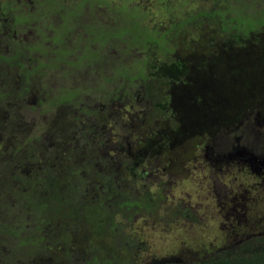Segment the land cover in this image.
Instances as JSON below:
<instances>
[{
  "label": "trees",
  "instance_id": "1",
  "mask_svg": "<svg viewBox=\"0 0 264 264\" xmlns=\"http://www.w3.org/2000/svg\"><path fill=\"white\" fill-rule=\"evenodd\" d=\"M131 1L118 0V3H112L110 0H65L67 3L58 8L65 11L62 13L66 18L64 22L70 23L67 28L76 32L77 37L75 40L65 39L58 48L68 50L63 58L66 62L73 63L76 70L68 77L78 75L79 81L71 83V79L65 76V82L54 86L44 77V81L38 85L36 83L34 87H20L19 90L4 81L0 84V111L6 109L8 101L11 102L9 111L12 115L10 119H0V127H5V123L8 126L2 127L1 131L14 126L12 132L17 134L16 128L22 127L17 126L18 120L23 119L18 125H23L28 120L27 110L30 104L28 98L22 96L35 87L41 86L52 92L53 98L47 100L49 106L46 107L49 114L52 102L57 101L64 106L85 101L83 96L77 95L83 88L95 90L91 98L101 97L107 84L117 78V75L140 85L139 88L146 97H153L151 105L147 104V110L152 113L147 117L148 124H152V117H162L165 120L168 108L165 103L159 102L165 99L161 96L157 99L160 92L145 79L158 81L161 78L160 73L153 70V65L160 67L166 57L178 54L180 41L186 39L180 37L187 22L194 27L195 34L203 36L209 32L213 35L210 37L224 61L230 56L235 57L232 55L236 54L238 44L244 36L264 27V0H194L209 5L191 8L189 15L182 20L184 22H176L174 19L167 26H163L160 21L148 26L145 18L147 11ZM179 2L164 0L161 3V0H157L156 8H161L168 14H177ZM53 10L58 9L54 6ZM92 14H98L99 18H94ZM101 18L107 19L104 21ZM188 40L191 41V37ZM47 47L50 53L51 46L47 44ZM78 47H82L83 51L74 53ZM71 51L73 52L69 53ZM114 52H121L124 59L119 57L120 61L117 60ZM49 53L43 59H47L51 68L58 67L62 57ZM129 56L133 60L130 67L126 65L125 59ZM70 57L74 58L72 62L68 60ZM41 63L42 59L38 61V64ZM145 63L148 64V70ZM102 64H107L106 68L101 67ZM105 69L110 70L111 74L105 73ZM4 73L0 71V79ZM223 77L227 78L225 75ZM27 137L39 139L40 135L34 133ZM14 142L12 145L15 147L9 154H4L0 148V244L5 246L3 253L0 252V264H13L12 258L23 259L25 255H38L36 264H118L119 259H122L120 264H132L131 252L141 246L136 245V240L131 242L133 238L116 220V208L129 212L132 216L139 214L141 207H144L143 210H151L150 201L155 199L157 211L162 208L160 203L163 195L160 192L153 194L146 189L133 190L134 184L140 179L139 175L123 172V168H118L113 175L112 171L93 165L92 159L85 161L77 170L68 167L65 173L69 176L60 183H50L44 176V180L37 184L31 183L28 188L26 184L33 177L32 172L26 169L29 166L25 164L29 156L23 151L21 144ZM158 146L157 140V148ZM27 147L31 149L30 145ZM41 168L47 173L45 166ZM124 168L139 174L144 170V167ZM12 182L14 190L11 191L9 184ZM103 182L109 192L101 187ZM58 189L63 190V194H59ZM157 199L162 200L159 202ZM174 210L177 212L175 215L188 218L190 207L182 210L178 207ZM124 218L129 224L130 216ZM115 227L123 232L117 235L113 231ZM32 229L38 237L33 240L27 236V232ZM4 240L7 243L1 242ZM58 245H63L64 250L58 253L59 256H55L53 251H57ZM74 246H77V256H73L70 251ZM120 246L126 253L118 251ZM229 247L231 245L219 248L205 259L192 264H264V234L250 236L238 243L236 247L239 249L236 251L228 249ZM85 248H94L103 253L104 257L98 259L96 252L89 253ZM165 263L184 264L180 261Z\"/></svg>",
  "mask_w": 264,
  "mask_h": 264
},
{
  "label": "rangeland",
  "instance_id": "2",
  "mask_svg": "<svg viewBox=\"0 0 264 264\" xmlns=\"http://www.w3.org/2000/svg\"><path fill=\"white\" fill-rule=\"evenodd\" d=\"M32 1L33 7L29 8L36 14L35 12L40 9L39 2L43 3L44 0ZM114 1L118 3V0H110L112 3ZM156 1L132 0L131 3L148 7L145 17L148 26L154 25L155 22L159 23L158 21L167 26L169 22L166 18L159 17L164 14V10H157ZM179 1L177 15L174 13L166 16L168 19L175 16L176 22H184L182 20L189 15L191 8L209 5L194 0ZM15 2L17 1L12 0L10 5L15 6ZM163 2L164 0H161V3ZM182 29L184 32L180 39H186L180 41L178 45L180 68L176 75L185 81L168 90L165 105L169 118L162 119L152 130L143 118V123L147 126L142 124L139 129V125H136L132 128L130 137L133 144L137 141L136 150H139L137 154L142 155L144 152L149 154L148 164L156 168L146 171L147 168L144 167V180H137L133 186L134 190L146 189L153 194L160 192L163 195L161 197L163 200L157 199L159 202L162 200L160 203L162 208L157 211L155 199L150 201L151 210H143L144 207H141L139 214L132 216L129 212L116 208V220L130 238H133L131 242L136 240V245L141 246L140 249L131 252L132 264H149L152 257L169 254L180 255L184 264H192L227 245H231L228 249L236 251L239 249L236 245L242 240V236L264 228V167L261 175L252 171L247 164L234 161L229 163L228 167L223 166L220 174H213L207 160L202 157L204 150L201 148L210 142L218 131H223L226 127L233 128L244 116H248L252 122L255 112L258 111L264 118V27L244 36L238 44L236 54L232 55L235 57L230 56L226 61L219 55L210 37L213 35L209 32L203 36L195 34L194 27L188 22ZM45 34L49 37L50 43L57 39V34L53 31H46ZM189 37L191 41L188 40ZM77 52H82L79 47L74 53ZM114 53L117 60L119 57L124 59L121 52ZM236 58L239 60L234 61ZM68 60L72 62L74 58L70 57ZM65 65L67 77L70 73L76 72L73 63ZM106 65L102 64L101 67L106 68ZM52 71L48 73V77L60 81L62 76L59 71L55 69ZM105 73L111 74V71L105 69ZM224 75L228 79L223 77ZM220 76L222 79L219 80ZM68 79H71V83L79 81L78 75ZM81 92L86 93L88 90L83 88ZM134 110H138L137 107L132 108V111ZM137 115H140V112L127 113L123 121L118 122L117 128H111L114 134L111 142L120 134L127 132L128 119L131 125L140 120ZM261 130L264 133V126ZM161 136L164 138L163 141L168 140L169 143L158 140ZM156 140L161 143L159 149L155 148ZM215 142L219 144L221 141L217 137ZM170 143H173V146H170ZM250 147L257 150L255 145ZM137 154L132 156V160L143 158ZM26 169L33 174L26 184L28 188L31 183L37 184L45 179L43 168L32 165ZM9 188L11 191L14 190V182L9 184ZM166 189H169L172 195L169 193V197L165 198L166 193L163 191ZM178 207L181 210L190 207L188 218L175 215L177 212L174 209ZM126 216L131 218L129 224L124 218ZM117 229L118 227L113 229L116 234L123 232ZM27 236L32 240L38 238L34 229L28 231ZM1 242L7 243L6 240ZM3 250L5 246L0 244V252L3 253ZM76 250L77 246L70 249L74 256H77ZM85 250L89 253L98 252L94 248ZM123 250L122 246L118 249L121 254L126 253ZM49 253L52 254L51 251ZM37 257L30 255H25L23 259L14 257L12 262L36 264ZM121 260L119 259L118 264Z\"/></svg>",
  "mask_w": 264,
  "mask_h": 264
},
{
  "label": "flooded vegetation",
  "instance_id": "3",
  "mask_svg": "<svg viewBox=\"0 0 264 264\" xmlns=\"http://www.w3.org/2000/svg\"><path fill=\"white\" fill-rule=\"evenodd\" d=\"M16 1V5L11 6L12 0H0V71L5 72L3 78L0 79V84L7 81L19 90L20 87H34L36 83L38 85L41 81H44L42 80L44 76L51 85L59 86V82L66 81L64 77L67 76V66L65 64L68 62L63 58V54H67L68 50L59 49L58 47L65 39L73 40L72 38L77 37L76 32L67 28L70 23L64 22L66 18L62 13L65 11L63 8H58L61 4H64L65 0L39 2L40 9L35 12L36 14L29 8L33 7L32 0ZM54 6L57 7V11L53 10ZM139 6L143 11H147L148 7ZM95 8L99 10L97 7ZM157 10L161 11L163 9L158 8ZM168 15V12L165 13L164 11V14L159 17L167 18ZM91 16L99 18L98 14H92ZM174 19L175 16H172L166 20L170 23ZM46 31L55 32L57 39L50 43L49 37L45 34ZM58 41L59 44L57 45ZM47 44L51 46L52 51L50 53L47 51ZM79 49L83 51L82 47H79ZM48 53L62 57L58 67L51 68L47 59H43L44 55ZM129 58L130 56L125 57L126 65L130 67L133 60ZM40 59H42V63L38 64ZM163 62L160 67L153 65V70L156 69L161 75L158 81L145 79L154 86L156 91L160 92L157 99L159 96L165 99L159 101L161 104L165 103L166 95L171 87L178 86V83L182 84L185 81L177 78L176 75L180 68L179 55L173 53L170 57H166ZM144 65L148 70V64L145 63ZM53 69L61 74L62 79L60 81L57 78L48 77V73L53 72ZM106 87L104 89L105 93L101 97L91 98V94L95 90L87 89L88 92L86 93L81 91L77 93V95L84 97L85 101L83 102L65 104L64 106L57 101L52 102L53 105L50 106L51 111L49 114H47L46 107L49 106L47 100L53 98L52 92L46 88L42 89L41 86L35 87L33 91L22 96L28 98L30 105L27 110L28 120L23 125H18L23 119L17 122V126H22L16 128L17 134L12 132L14 126L10 127L9 130L6 129V131H1L3 126L0 127V148L3 153L9 154L15 147L12 144L17 141L22 145L23 151L28 153L29 158L25 164L28 166L36 165L39 168L45 166L47 173L44 172V176L47 181L53 184L55 182L60 183L69 176L65 173L68 167L83 166L84 162L89 159H92L93 165L96 167L103 168L108 172L112 171V173L118 168H123V172L135 175L136 172L131 171V169L126 170L124 167H145L147 168L146 171L156 170L148 164L149 154L144 152L142 155H138L139 150H136L137 141L134 144L130 141L132 128L139 125L140 129V126L145 124L143 118L148 122L147 117L152 113L147 110V104L151 105L153 97L151 99L146 97L139 88L140 85L122 76L113 78V81L107 84ZM10 103L7 101L5 104L6 109L0 111L1 120L10 119L12 115L9 111ZM13 105L14 101L12 108ZM135 107L138 110L132 111V108ZM139 112L140 115H137V117L140 120L131 125V121L128 119L127 132L120 134L111 142L114 135L111 128H117L118 122H122L127 113L137 114ZM34 113L35 115H33ZM162 119L164 118H150L152 124H149V129L152 130L153 127H157ZM4 126L8 128L6 123ZM263 126L264 118L256 111L252 122H250L248 116H244L233 128L226 127L225 130L218 131L210 142L201 147L204 150L202 157L207 160L211 172L220 174L223 166L228 167L229 163L236 161L247 164L252 171L262 175V168L264 167V133L261 128ZM34 133L39 134L40 138L28 139L27 136H33ZM217 137L221 141L219 144L215 142ZM159 139L164 142L163 136ZM166 142V144L169 143L168 140ZM172 144L169 145L173 146ZM249 144L255 145L258 151H255ZM27 145H30L31 149ZM155 148H161V143L157 148V140ZM135 154L143 158L132 160V156ZM164 166L167 165L164 164ZM144 171L142 170L140 174L137 173L140 179L143 180ZM107 177L110 179V175ZM101 187L108 191L104 182ZM58 190L60 191L59 194H63V190ZM163 193H166L165 198L166 196L169 197L170 190L166 189ZM48 194L50 196V193ZM240 204L242 205V203ZM259 234H264V228L245 234L239 243L250 236ZM56 250L55 253L53 251V255L59 256L58 253L64 250L63 245H58ZM96 257L98 259L103 258L104 254L98 251ZM180 257V255L175 256L172 254L157 258L152 257L149 264H158L157 262L161 259H175L173 262L180 261L183 263V259ZM44 264L47 263L44 262Z\"/></svg>",
  "mask_w": 264,
  "mask_h": 264
},
{
  "label": "water",
  "instance_id": "4",
  "mask_svg": "<svg viewBox=\"0 0 264 264\" xmlns=\"http://www.w3.org/2000/svg\"><path fill=\"white\" fill-rule=\"evenodd\" d=\"M175 259H170V260H166V259H161L160 261H158V264H164L165 262H173Z\"/></svg>",
  "mask_w": 264,
  "mask_h": 264
}]
</instances>
